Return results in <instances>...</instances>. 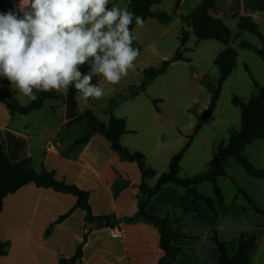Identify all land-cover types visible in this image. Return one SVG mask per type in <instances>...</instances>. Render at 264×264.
Wrapping results in <instances>:
<instances>
[{
	"label": "crops",
	"instance_id": "0c3cea01",
	"mask_svg": "<svg viewBox=\"0 0 264 264\" xmlns=\"http://www.w3.org/2000/svg\"><path fill=\"white\" fill-rule=\"evenodd\" d=\"M119 1L109 0L108 6L111 8ZM204 1L182 0L175 17L167 25L157 19H147L143 26H135L132 30L136 37L133 46L139 48L140 55L128 75L130 72L131 75L136 74L137 84L124 81L117 88L118 84L111 85L101 76H94L93 84L111 88L112 94L108 99L103 102L93 98L85 100L77 95L79 114L90 110L100 121L108 123L112 111L117 118L125 119L129 133L121 137V144L131 152L144 153L148 166L158 175L168 172L167 166L169 170V163L177 152L172 148L181 144L178 139L181 134L175 138L174 127H166L158 114L144 106L142 100L138 101L140 97L147 96L154 82L145 92L138 91L144 79L143 72L148 68L142 67V60L148 57V50L159 58L158 67L167 59H172L180 46L181 30H189L182 22V17L189 15ZM214 1L220 10L237 11L240 16H249L254 21L264 14L247 8L243 0ZM4 2L12 9L19 0ZM162 5H165L164 8ZM175 7L174 0H164L153 6L152 11L170 14ZM171 34L175 36V42L172 36L165 40ZM193 36L191 34L189 40ZM159 39L171 43L169 51L164 52L162 46V51L157 47ZM217 45L215 59L226 48L220 43ZM181 64L186 62L173 63L169 69ZM203 77H206L204 73L200 75V78ZM68 90L54 93L66 97ZM136 101L139 104H135ZM123 105H127L125 109ZM111 106L112 110L109 109ZM88 131L85 122L68 125L67 107L62 99L47 100L40 110L29 115L12 114L4 103H0V145L6 148L11 157L16 160L31 158L37 172L42 169L54 172L57 181L88 192L93 216L112 218L110 225L104 221L90 224L86 221L85 211L75 209L74 196L50 188H39L34 184L26 185L4 200L3 212L0 214V238L8 242L10 247L7 255L0 258V264H60L61 260L72 259L82 244L83 257L76 264H159L164 252L160 246L158 228L143 219H136L142 199V174L138 164L121 160L110 142L99 134L94 135L88 144L73 148V144L86 136ZM143 131L145 137L141 142L131 137ZM156 149L160 151L156 152ZM254 181L264 185V180ZM157 182L158 177L146 180L150 188H154ZM203 184L198 186V190ZM248 192L245 191L257 205L254 195ZM211 199H215V196ZM237 200L238 197L232 202L225 199L224 203H215L218 212L216 218L204 202H195L186 196L185 190L166 185L151 199L146 211L153 216L169 218L173 227L181 229L188 236L174 241V245L181 249L174 264H215L219 257L212 241L215 234L227 243L230 256L237 253L242 234L254 236L256 248L250 264H264V217L257 215L248 201L240 206L235 205ZM72 210L68 218L59 222ZM130 219L133 221H128ZM100 222H103V227L97 228Z\"/></svg>",
	"mask_w": 264,
	"mask_h": 264
},
{
	"label": "trees",
	"instance_id": "16d2710c",
	"mask_svg": "<svg viewBox=\"0 0 264 264\" xmlns=\"http://www.w3.org/2000/svg\"><path fill=\"white\" fill-rule=\"evenodd\" d=\"M131 12L139 16L143 21L147 19H157L162 24H169L176 15V10L179 8L182 0H174L176 2L175 10L172 13L153 12L152 7L159 5L164 0H126ZM245 6L253 11L264 13V0H243ZM109 7V6H108ZM110 8V7H109ZM9 7L3 0H0V12H7ZM227 19H235L238 21L240 34L249 32L255 35L264 44V35L260 31L259 25L249 16H240L237 11L220 10L214 0H205L189 15L182 17V22L186 25L180 33V46L176 50L172 59L164 61L160 67H150L143 72L144 79L138 88V91L145 92L146 88L158 77L164 75L169 67L176 62H188L184 57L185 45L193 34L198 41L211 40L216 41L226 48L220 52L214 61V65L219 69L220 77L217 84L208 83L207 90L210 94V104L205 114L198 118V124L194 129V134L188 137V142L174 155L169 163L167 173L158 175L156 171L151 169L147 164V158L141 152H131L125 148L120 140L121 137L129 133L125 119L117 118L111 111L110 121L104 123L90 110L83 114L78 112L77 90L74 86H70L68 94L63 97L54 92H38V98L32 100L28 105L22 106L17 101L14 92L7 90L9 83L4 82V78L0 77V84L5 88L4 94L0 95V103H4L12 114L29 115L40 110L47 100H63L67 107L68 125L74 122H85L88 126L86 136L76 141L73 148L79 145L88 144L94 135L104 136L111 144V148L116 152L121 160L125 162L137 163L142 174L140 209L136 219H143L158 228L161 241L160 246L164 252V256L159 264H174L181 249L174 245V241L186 239L188 236L178 228L173 227L169 218H160L148 214L147 206L151 199L157 195L166 185H174L185 190L186 196L192 198L193 201H202L211 210L215 217L218 218V212L215 209V203H224L225 199L221 189L217 184V180L227 176V165L232 159L237 161L245 173L253 179L264 180V170L256 168L249 159L245 156V149L258 141H264V85H260L254 78L253 86L255 91L247 100L238 97H233L232 103L240 109L241 113V128L239 131H233L227 146L222 149L216 157L210 162L207 171L197 174L191 178L181 179L179 173L181 171V161L184 158L186 151L191 146L194 136H196L203 125L213 119L214 111L219 102L220 94L226 80L231 76L237 67L238 51L229 47L233 35L229 27L224 23ZM135 26V20L130 25L132 31ZM240 47L255 51L264 60V49L260 50L247 41H242ZM88 66L81 68L82 72H87ZM133 96L135 93L132 94ZM158 177L157 185L150 188L146 180ZM211 183L213 186L215 199L202 194L198 190V186L203 183ZM34 184L39 188H50L58 193L69 194L76 198L75 209H81L86 213V221L94 224L98 221H104L110 225L111 217H94L89 204V193L79 189L76 186L67 185L64 182H59L55 178L54 172H49L42 169L37 172L33 168V160L31 158L14 159L7 152L3 145H0V214L3 212L4 200L11 194H14L19 189L26 185ZM243 194L251 209L257 214L264 217V210L259 208L250 196L244 191ZM73 213V210L67 215L61 217L59 222L64 221ZM128 221H133L130 219ZM215 243L219 257L215 264H250L251 255L256 248V238L254 236L247 237L242 234L237 253L230 256L227 249V243L221 241L217 234L212 237ZM10 244L3 242L0 238V258L7 255ZM84 244L80 245L75 256L70 260H61L60 264H76L83 257Z\"/></svg>",
	"mask_w": 264,
	"mask_h": 264
},
{
	"label": "clouds",
	"instance_id": "9594fccd",
	"mask_svg": "<svg viewBox=\"0 0 264 264\" xmlns=\"http://www.w3.org/2000/svg\"><path fill=\"white\" fill-rule=\"evenodd\" d=\"M109 0H19L0 12V77L36 100L39 91L74 86L81 98L100 99L101 76L117 85L140 55L133 46V20L143 19ZM87 72H82L83 66Z\"/></svg>",
	"mask_w": 264,
	"mask_h": 264
},
{
	"label": "rangeland",
	"instance_id": "374dc122",
	"mask_svg": "<svg viewBox=\"0 0 264 264\" xmlns=\"http://www.w3.org/2000/svg\"><path fill=\"white\" fill-rule=\"evenodd\" d=\"M3 1H11V3H14L12 0ZM116 6L129 10L126 0H120ZM162 6V8H164L165 5ZM255 22L259 25L260 31L264 35V14ZM225 24L229 27L233 35L231 47L238 51V64L223 85L213 120L207 121L203 125L200 132L194 136L190 148L184 155L179 174V178L181 179L191 178L207 171L213 158L219 151L227 146L230 134L233 131L240 130L241 113L240 109L233 105V97L236 96L243 100L249 99L255 91L253 78L260 85H264V60L255 51L241 48L239 43L241 41H247L260 50L264 49V44L255 35L249 32H244L239 35L240 30L237 20L227 19L225 20ZM171 36L173 37L172 40L175 42V36L173 34L165 37V40H169ZM163 40L159 39L157 41V47H159L161 51L162 49L164 52L169 51L171 43H165ZM217 44V42L211 40L200 42L195 36L191 37V39L187 41L184 54L188 62L170 68L167 73L154 80L151 85L152 87L150 86L149 89L151 91L149 92L148 90L147 96L138 99V101H143L142 104H144V106H147L155 114H158L157 116L160 121H165L166 127H174L173 132L175 138L179 133L181 137L185 138L184 143L181 137H177L181 144L172 148L174 151H177L175 154L179 153L180 150L184 148L188 141L187 137L194 134V129L198 124V118L205 114L207 110L210 102L207 84L213 83L216 85L218 82L220 72L214 65L217 52V47H215V45L218 46ZM160 46H162V49ZM170 55L173 56L174 54L171 52ZM146 56L148 57L142 60V67L145 66L150 68L160 65L159 58L153 56L151 50H148ZM202 73H204L206 77L200 78ZM131 74L130 72L127 78L118 84L119 86L117 88H120V85L123 84L124 81L137 84V75ZM5 82L8 81L5 79ZM0 87L2 89V91H0L1 95H3V90H5V88L3 85H0ZM6 89L14 92L20 105L29 104L30 99L23 96L15 86L9 84V88ZM102 89L104 90V95L100 100L103 102L112 94V90L107 87V85ZM34 92L35 94L38 93L35 90ZM138 101H136L135 104H139ZM123 106L122 108L125 109L127 105ZM109 109L112 110L113 107L111 106ZM39 124L42 125L41 122H39ZM131 137L141 142L145 137V132H140ZM159 151L160 149H156V152ZM244 154L254 166L257 165L258 167H262V169L264 168V141H258L249 145ZM226 170L228 175L217 180V184L226 201L232 202L238 197L236 201L237 204L235 205L240 206L246 204L247 200L240 194V190L244 192L249 191L254 195L258 203L257 205L264 209V185L253 183L257 181H254V179L248 176L241 165L234 159L228 162ZM199 191L210 198L215 196L213 186L208 182L199 187Z\"/></svg>",
	"mask_w": 264,
	"mask_h": 264
},
{
	"label": "water",
	"instance_id": "95a60500",
	"mask_svg": "<svg viewBox=\"0 0 264 264\" xmlns=\"http://www.w3.org/2000/svg\"><path fill=\"white\" fill-rule=\"evenodd\" d=\"M97 228H102L103 227V222L99 223V226H96Z\"/></svg>",
	"mask_w": 264,
	"mask_h": 264
},
{
	"label": "snow or ice",
	"instance_id": "6c2138e0",
	"mask_svg": "<svg viewBox=\"0 0 264 264\" xmlns=\"http://www.w3.org/2000/svg\"><path fill=\"white\" fill-rule=\"evenodd\" d=\"M0 91H2V89H0Z\"/></svg>",
	"mask_w": 264,
	"mask_h": 264
}]
</instances>
